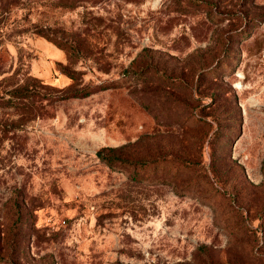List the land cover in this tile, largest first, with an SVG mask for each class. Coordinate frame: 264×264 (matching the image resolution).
<instances>
[{
  "label": "rangeland",
  "instance_id": "374dc122",
  "mask_svg": "<svg viewBox=\"0 0 264 264\" xmlns=\"http://www.w3.org/2000/svg\"><path fill=\"white\" fill-rule=\"evenodd\" d=\"M263 165L264 0H0V264H264Z\"/></svg>",
  "mask_w": 264,
  "mask_h": 264
},
{
  "label": "trees",
  "instance_id": "16d2710c",
  "mask_svg": "<svg viewBox=\"0 0 264 264\" xmlns=\"http://www.w3.org/2000/svg\"><path fill=\"white\" fill-rule=\"evenodd\" d=\"M107 88H110V86L107 85H101L99 86V89H82V90H77L71 93H68L66 95L67 98H85L90 96L91 94L97 92L98 90H105ZM105 150H108L111 153H105ZM116 150L113 148H108V149H101L97 152L98 157L104 161L109 167L111 168H116L118 164L125 165L129 163L128 159L122 158L118 154L115 153ZM132 163V162H131ZM264 168V165H263ZM161 183H166V181H162Z\"/></svg>",
  "mask_w": 264,
  "mask_h": 264
}]
</instances>
